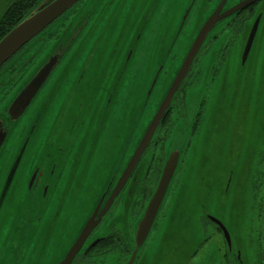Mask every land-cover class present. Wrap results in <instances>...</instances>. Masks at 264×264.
Segmentation results:
<instances>
[{
    "label": "flooded vegetation",
    "instance_id": "1",
    "mask_svg": "<svg viewBox=\"0 0 264 264\" xmlns=\"http://www.w3.org/2000/svg\"><path fill=\"white\" fill-rule=\"evenodd\" d=\"M219 1L80 0L2 66L0 176L7 167L12 166L16 170L19 164H29L31 178L28 194L15 210L10 206L17 184L6 198L14 172L4 182L3 192L0 193V246L6 244L9 238L6 232H10L12 227L18 228L20 234L17 240L20 249L16 251V260L10 258L9 249L6 248L5 260L3 253L0 252V264H31L28 260L38 264H57L65 256L67 250L64 255L60 252L63 243L70 248L73 245H70V242L75 240L74 236L78 229L71 230L65 239V233L60 232L51 219L56 221L68 215L72 209L62 211L59 209L60 205L68 206L69 202H73L70 187L72 179L69 174L63 176L59 160L53 159L52 155L70 150L72 147L71 137L75 131L77 111L82 110L81 104H88L90 113L103 125L108 124V106L110 113L114 112L117 126L120 123L122 106L133 97L139 100L140 78L145 73L154 72L162 60L165 61L163 75L167 77L172 72L173 60L182 53L195 25L206 19ZM180 2H194V5L178 35L174 53L167 54L182 17V13H179ZM234 2L235 0H228L224 7H229ZM79 14L85 15L83 28L76 34L70 46L63 51L34 98L14 120L9 112V106L16 92L25 86L50 54L55 51L58 53L67 44L72 34L64 40L63 31ZM257 17L258 35L264 44V0L254 1L239 13L229 17L223 27H217L212 31L155 129L141 160L110 209L91 230L71 264L161 263V255L172 244L167 239L170 230L165 223L166 208L170 202H178L176 193L169 197V191L146 241L136 251L132 262L129 261L135 248L133 236L136 222L158 181L165 158V144L177 129L183 130V134H180L181 142L184 141L183 154L178 164H184L187 162L183 160L187 149L192 145L196 146L201 138L206 142L213 119H218L219 103H224L229 112L236 110L232 109V105L238 102V97L245 95L247 81L251 77V68L246 66L249 57L241 64V52ZM236 23L237 27L233 31ZM113 30H116L118 38L125 39L120 48L123 60L120 62L118 57L110 64L104 58L103 52ZM103 41L104 46H101ZM95 42L100 46L102 62L96 65L87 64L88 62L83 61L89 56ZM34 45L36 49L32 48ZM261 49L264 50V46L255 51ZM34 57L39 58L38 64L27 72ZM198 59L200 64L197 65ZM263 71L264 56L259 53L254 83L258 89ZM226 72L235 74L230 75L226 81L224 80ZM241 78L243 82L240 81ZM168 87L159 88L155 96L164 95ZM195 105L192 110L191 107ZM149 108L151 110V107ZM92 109L99 114L93 113ZM242 109L245 110L238 104L237 110ZM54 110L55 115L52 114ZM252 118L258 147L249 152L245 151V163L237 168L236 177L231 176L229 183L227 180L223 186V177L216 178L220 194L211 200L212 211L196 213L193 217L197 236L194 241H185L181 246L180 253L187 256L182 257L179 264H264V102L254 106ZM221 125L222 128L225 127L224 132L234 135L235 129L230 127V121L223 116L219 122V126ZM205 133L207 134L204 135ZM12 155L13 159L10 161ZM21 175L22 173L18 180ZM61 179H66L67 186L59 187ZM223 187L225 194L222 191ZM34 205H37V209L45 216H37L33 226L30 218L37 210L32 208ZM24 206L27 210L21 213ZM5 208L14 217L5 210L1 213ZM208 215L215 216L223 222L230 234V245L221 226L213 222ZM34 229L33 234L37 242L51 241L52 246L47 245L46 249L39 253L34 252L29 258L28 238ZM157 229L153 241L147 243L149 236L151 238Z\"/></svg>",
    "mask_w": 264,
    "mask_h": 264
},
{
    "label": "water",
    "instance_id": "2",
    "mask_svg": "<svg viewBox=\"0 0 264 264\" xmlns=\"http://www.w3.org/2000/svg\"><path fill=\"white\" fill-rule=\"evenodd\" d=\"M78 1L80 0H39L38 3L28 12V14H26L0 39V68L13 55H15L55 20L61 17ZM254 1L256 0H235V2L229 7L225 8V2H228V0H220L219 4H217L216 8L208 17L195 25L192 35L188 38L182 53L177 55V57L173 60L172 72L168 74L167 77L163 75L165 61L162 60L161 65H159L154 72H151V74L145 73L144 76L140 78L141 85L139 88V100H136V98L133 97L130 102L127 101L122 106L124 108L122 109L121 119L119 120L120 123L117 126H115L114 112L110 113L108 106V124L103 125L97 117L90 113L88 110V104H81L82 110L77 111V117L75 118V131L71 137L72 147L70 150L59 152V155L62 156V159L59 160V165L63 168V176L64 174H69L72 179L70 187L72 188L73 201L69 202L68 206L60 205L59 209L60 211L63 209H72L68 215L58 218V222L57 220L53 221L51 219V222L58 226L59 231L65 233V239H67L71 230L78 229V232L74 236L75 240L70 242V245L73 244L70 248H67L66 244L63 243V247L60 252L64 255V252L66 250L67 251L65 256H63L57 264H71L73 258L82 249V246L84 245V242L91 230L101 219L102 215L110 209L114 200L119 196L121 190L127 183L128 178L132 174L133 169L141 160L145 150L152 140L155 129L163 119L175 93L179 89L186 73L189 71L200 49L206 43L209 35L217 27H223L229 17L239 13L247 6L253 4ZM193 5L194 2H180L179 13H182V17L176 31V35L172 38L171 44L167 49V54H169V52L174 53L178 35L181 32ZM82 22L85 23V15L79 14L73 22L67 25L66 29L63 31V33H65L64 40L68 39L71 34L73 35H71V37L67 40V44L61 48L58 53L55 51L53 54H50L40 66V69L32 76V78L28 80L25 86L18 89L9 106V112L14 120L19 117L25 107L31 102L39 88L50 75L53 67L57 64V61L63 54V51L70 46L76 34L83 28ZM258 22L259 17L255 19L249 31L243 52H241V64L246 62L247 58L250 56V51L256 37H259L257 30ZM124 39L118 38L116 30H113L108 37L105 46L104 41L102 42L101 46H104L103 56L110 64L114 63L118 57L120 62L123 60L120 48ZM99 49L100 46L97 42H95L91 48L89 56L83 62H88L87 64L92 65L101 63V51ZM165 58L167 59V55ZM209 61L211 63L212 58ZM85 73L88 75L87 71ZM227 73L228 72L224 74V80L226 81L229 77H227ZM71 80H73V78H71ZM164 86H169L164 95L155 96V92L159 88L162 89ZM219 104V111L221 109L227 111L224 103ZM149 107H151V110H149ZM195 107L196 105L191 107V109L193 110ZM137 109H139L141 115L144 110L147 109L149 111L146 121L141 124L140 128V119L139 114L136 111ZM219 111L218 119L220 118L221 121L222 116L219 114ZM93 113L99 114L94 111ZM189 113L191 117L190 108ZM127 124H130V133L124 139L122 144L123 131L127 128ZM219 130L222 132V135L226 134V132L222 129V125L219 126ZM136 131L139 135L136 138V141H132ZM182 131V129H177L172 134L173 136H171L165 144V158L160 169L158 181L144 207V211L141 213L138 221L136 222L133 236L135 248L129 263L132 262L136 251L142 247L146 241L164 198L169 191L172 179L179 165V160L183 154L182 151L184 141L182 143L180 137V134H183ZM206 134L207 133L204 135ZM2 141L3 140H1V142ZM131 141L134 143V146L130 149V151H128ZM205 144L206 142L204 140L202 141L201 138L196 146L197 148L207 150ZM212 146L213 145L211 143V147ZM217 146H219L218 142L216 147ZM125 152H128L126 157ZM216 158L217 157H215V159ZM210 161L212 163L214 162V164L216 163L215 160ZM214 164L203 165L208 167L209 172H211ZM200 169V166H197L196 174L200 172ZM204 173L205 172H201L200 176ZM196 177H193L192 184L194 183ZM226 181H223V186ZM229 182L230 181L228 180V183ZM210 183L211 182L206 184L207 190L205 191H200L199 185H197L196 193L193 195L190 194L191 197L193 196L191 199H185L183 197L182 191L185 188L183 184H180L178 187L176 191L178 202L174 203L173 201L168 214V216H170V220L167 225V229L170 230V233L167 239L171 241L172 244L161 255L162 261L160 264H179L180 259L187 256V254L182 255L180 253V248L185 241H194L197 236L193 217L196 216V213L204 214L212 211L213 208L211 200L220 194L218 181H215L213 184ZM67 184L68 182L66 179H61L59 187L63 188L67 186ZM213 185H215L214 188H212ZM226 187H228V184ZM222 191L224 192L223 194H225L224 187L222 188ZM45 193L46 189L43 194L44 196ZM74 194L75 197H73ZM199 195H201V197H199ZM37 202L38 201H36V203ZM185 202L187 204H191V206H195V208L191 212L187 221L185 223H181L177 218V213L180 211ZM19 203H21V201H19ZM32 208L37 209L38 207L37 205H34ZM41 215L42 212L39 209L32 213L30 220L33 222V226L35 218ZM208 217L217 225L221 226L225 239L230 245V234L223 222L215 216L208 215ZM49 229H51V227ZM33 233H35V229L28 238L29 258L34 254V252L39 253V251L46 249L47 245L52 246L51 241L37 242V238ZM4 246V244L0 246L1 253H3ZM10 258H14L16 260V253ZM28 262L31 264H38L30 262L29 260Z\"/></svg>",
    "mask_w": 264,
    "mask_h": 264
},
{
    "label": "rangeland",
    "instance_id": "3",
    "mask_svg": "<svg viewBox=\"0 0 264 264\" xmlns=\"http://www.w3.org/2000/svg\"><path fill=\"white\" fill-rule=\"evenodd\" d=\"M12 0H0V16L3 13V10L5 6L11 2ZM224 22V21H223ZM236 26H233V31H235ZM264 44L261 41V39L257 36L255 39V42L253 44V47L250 51L249 60L246 64V66H250L251 68V77L250 80L247 81V90L243 97H238L237 100L233 105L232 109L235 110L234 112H229L221 109L219 111V114L221 116H224L226 120L230 121V127L232 126L235 129V133L233 136L230 135V133H226L222 135V132L219 130V122L220 118L217 120L212 121L211 123V131L206 136V149L197 148V146H190L187 151L185 152L183 156V160L187 161L184 164H179L177 171L175 173V176L172 180L170 189H169V197L172 193H176L178 187L180 184H183L185 187L182 191L183 197L185 199H191L192 197L190 194L196 193V187L199 185L200 191L207 190L206 184L211 182L210 184H213L216 181V178L223 177V181L229 180L231 176L236 177L237 175V168L245 163V157L246 152H249L251 149L254 150L255 147H258L257 144V136L256 131L253 128V118H252V112L254 109V106L257 103L264 102V71H263V78L260 83V89L255 87V73H256V63H257V55L259 53H262L264 56V50H258L256 49L263 48ZM33 49H36V45L32 47ZM33 62L31 65H29L27 72L31 71L36 67L38 64L39 58L34 57ZM197 65L200 64L199 59L196 61ZM235 74V72L227 73V77L230 75ZM160 80V79H159ZM228 80V78H227ZM240 81L243 82V78L240 79ZM21 82V80L18 82V84ZM258 91V93H257ZM238 104L240 106H243L245 108L240 110H237ZM124 107H122L123 109ZM57 110V109H56ZM56 110L52 114L55 115ZM139 114V128L141 127V124L146 121L148 110H144L143 114H140L139 109L136 110ZM228 117V119H227ZM127 128L123 131L122 136V144L124 142V139L129 135L130 133V124H127ZM223 130L225 127L222 128ZM136 134L133 137L132 141H136V138L138 137L139 133L136 131ZM131 141V145L129 146L128 151L134 146V143ZM212 141V142H211ZM217 142L219 143V146L216 147ZM232 143V146L229 147V143ZM212 143V147H211ZM216 147V149H215ZM229 147V148H228ZM50 149V147H49ZM216 152V154H215ZM128 155V152H125V157ZM205 155V156H204ZM30 156H32V153H30ZM206 157V159H205ZM215 157H217L215 159ZM52 158L55 160L62 159V156L59 154H53ZM13 159V155L10 158V161ZM30 160V159H29ZM210 160H215L212 163ZM203 164H214V167L211 172H209L208 167L204 166ZM197 166H200V172L196 174V168ZM12 172H14L13 179L10 183V187L8 189L6 198L10 196L13 190V186L17 184L16 190L13 192L12 195V201L10 208L12 210H15L17 206L19 205V201H22V199L27 196L28 194V188L30 184V171H29V164H19L17 169L14 170L13 167H7L3 175L0 176V193L3 192L4 189V182H6ZM201 172H205L203 175L200 176ZM22 173L20 180H18L20 174ZM197 176V177H196ZM193 177H196V179L193 182ZM26 180V182H25ZM191 182V183H190ZM234 182V180H233ZM215 185H213L212 188H214ZM201 197V195H199ZM166 203V202H164ZM173 202H170L167 209V217L165 220L166 225L169 224L170 216H168L170 209L172 207ZM195 206H191V204H187L185 202L184 205H182L180 211L177 213V218L179 222L185 223L189 216L191 215V212L194 210ZM6 211V213H10L13 217L14 215L7 209H3V211ZM27 210V207L24 206V209L21 211V213H24ZM171 215V213H170ZM194 224V223H193ZM159 229V228H158ZM158 229L154 231L151 238L149 236L147 243H150L153 241L156 233L158 232ZM7 236L9 237L6 241V244H4L3 248V258L5 260V250L6 248L9 249L10 257L14 256L16 251L20 249V246L17 244V240L20 237V234L18 232V228L12 227L10 229V232H6Z\"/></svg>",
    "mask_w": 264,
    "mask_h": 264
},
{
    "label": "trees",
    "instance_id": "4",
    "mask_svg": "<svg viewBox=\"0 0 264 264\" xmlns=\"http://www.w3.org/2000/svg\"><path fill=\"white\" fill-rule=\"evenodd\" d=\"M39 0H12L0 16V39L11 30ZM3 64L2 66H4ZM2 68V67H1ZM0 68V69H1Z\"/></svg>",
    "mask_w": 264,
    "mask_h": 264
}]
</instances>
